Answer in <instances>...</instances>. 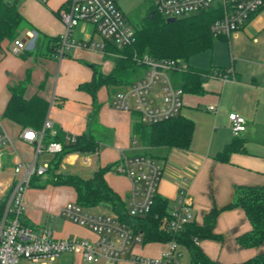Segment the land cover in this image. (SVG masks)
<instances>
[{
  "label": "crops",
  "instance_id": "1",
  "mask_svg": "<svg viewBox=\"0 0 264 264\" xmlns=\"http://www.w3.org/2000/svg\"><path fill=\"white\" fill-rule=\"evenodd\" d=\"M71 4L72 0H22L20 12L31 29L43 37L42 45L31 49V53L16 55L11 52L13 43H5L0 51V121L12 139V144L2 154L0 202L6 199L13 184V167L19 162L32 161L35 155L34 145L20 137L23 128L2 118L10 98L9 88L28 75L30 84L27 96L39 92L50 102L48 118L55 128L67 137L91 133L99 144L95 152L65 155L57 171L61 175L89 179L101 168H112L122 155L148 154L162 160L164 176L157 194L168 200L169 205L177 197L180 178L185 174L192 177L189 191L198 223L214 206L221 208L231 203L237 186L264 185V11L255 15L228 40H215L212 49L190 60L189 64L195 68L222 69L224 73L232 70V73L228 74L231 79L226 81L220 77L207 79L202 85L204 92L201 94L184 93L180 115L194 122V133L190 148L181 150L144 145L135 131L140 121L137 113L116 110V96L106 87L98 92L100 108L93 116L92 97L78 90V86L92 79L93 66L103 74H110L116 56L92 48H66L61 54L63 44L57 47L58 43L49 42V39L59 40L65 36L67 28L61 17L70 10ZM26 33L20 37L23 38ZM98 36L101 38L93 25L80 22L68 41L102 44L103 39L98 40ZM240 46H243L242 52ZM57 49L58 53H55ZM43 83L44 87L39 89ZM162 88L159 82L151 90V100L155 106L162 103ZM210 107L215 110L211 111ZM232 112L247 120V128L240 135L246 141L247 152L233 154L228 163H221L215 160V156L234 139L228 123V115ZM254 132L260 133L257 139L253 138ZM53 157L52 154L51 160ZM48 177L46 174L27 191L24 222L49 229L56 239L97 240L98 236L93 231L60 214L66 204L77 203L75 189L66 185L44 184L43 180ZM105 178L110 187L127 202L131 191L130 180L111 170ZM224 219L229 221V228L223 232L219 224ZM249 230L250 223L241 208L227 210L220 214L215 226V232L223 236V241L203 240L198 246L211 260L220 264H242L264 252V245L256 249L238 246L237 236ZM164 249L165 244L137 243L121 256L118 264H132L131 257L134 255L157 258ZM180 249L181 264H191L189 252L185 248ZM64 255L51 264H81V260L84 261L80 256L71 254V258H66ZM20 264L35 263L24 259Z\"/></svg>",
  "mask_w": 264,
  "mask_h": 264
},
{
  "label": "built area",
  "instance_id": "2",
  "mask_svg": "<svg viewBox=\"0 0 264 264\" xmlns=\"http://www.w3.org/2000/svg\"><path fill=\"white\" fill-rule=\"evenodd\" d=\"M153 10L166 18H184L202 11L219 10L221 17L211 25L214 36L229 38L233 33L243 29L247 23L264 7V0H152ZM62 21L67 31L63 37V49L92 48L103 51L105 42L110 41L118 48L131 45L135 39V29L127 24L126 18L116 0H72L69 11L62 14ZM84 22L94 26L103 39L102 44L77 43L68 41L73 29ZM39 33L31 30L26 36L13 42L11 52L20 55L24 51L34 49ZM137 61L147 67L139 81L130 86L126 93H117L114 108L126 113H137L145 124L159 123L180 115L183 106L184 91L174 86L170 72L186 69L185 63L178 60H154L148 55ZM264 65V60H263ZM214 73L224 81L231 79L228 74ZM232 75V74H231ZM161 82L163 98L159 106L151 100V90ZM264 87V82H263ZM214 111V107H210ZM229 128L234 137H239L247 128V120L232 112L228 115ZM46 131L55 133V126L48 118L41 130L24 128L20 137L34 145L35 155L30 162H19L13 167L14 181L6 197V206L0 218V264H19L21 260H29L35 264H51L63 254L80 256L85 262L97 264H118L121 256L137 243L141 236L135 235L131 228L118 221L114 214L98 215L85 209L78 203L66 204L61 208V216L93 231L98 239H56L47 228L26 224L23 220L27 191L47 174L49 164H40L39 158L44 153L57 155L62 153L63 145L59 142L46 143ZM75 137H67L73 142ZM12 144V139L0 121V169L4 149ZM114 174L127 177L131 182V191L127 199L130 216L147 215L158 195V187L164 176L163 165L148 154L133 156L122 155L111 168ZM192 177L183 175L179 180L177 197L169 206V216L164 218L161 228L177 235L185 227L195 221L194 203L190 195ZM182 251L176 240L165 244V249L157 258L134 255L132 264H181Z\"/></svg>",
  "mask_w": 264,
  "mask_h": 264
},
{
  "label": "trees",
  "instance_id": "3",
  "mask_svg": "<svg viewBox=\"0 0 264 264\" xmlns=\"http://www.w3.org/2000/svg\"><path fill=\"white\" fill-rule=\"evenodd\" d=\"M22 0H0V51L5 43L11 44L24 32L31 31L29 23L20 12ZM264 11V7L262 8ZM58 13V12H57ZM221 17L220 11L208 10L178 18L168 23L167 18L152 9L135 29L134 42L124 48H118L110 41L105 42V53L116 56L114 68L110 74L93 66V77L90 81L78 86V90L88 93L93 100L95 116L100 108L97 95L102 87L132 86L143 78L147 67L137 59L144 55L154 60L174 59L185 63L186 69H176L170 72L175 87L184 93L201 94L204 92L203 83L213 77L214 73L225 74L224 70H202L192 67L190 60L213 47L215 40H228L225 36H214L211 25ZM43 37L39 34L34 48L42 45ZM63 39H49L50 43L62 45ZM24 51V54L31 53ZM58 53V49L55 51ZM30 75L23 81L9 88L10 98L2 115L3 119L24 128L41 130L50 110V102L39 92L27 96ZM44 87V83L39 89ZM136 116L140 119L139 114ZM144 145L151 147H166L169 149L188 150L194 133V122L178 115L169 120L154 124L139 121L135 127ZM46 143L59 142L63 151L54 155L47 170L48 178L44 184L66 185L75 189L77 203L88 210L103 205L110 206V212L118 221L127 224L135 235L141 236L143 244H166L176 240L180 248H185L191 258V264H220L211 260L198 246L199 241H223V236L215 232L216 222L220 214L234 208H241L250 223V230L237 236L238 246L245 249H256L264 245V185H239L235 188L234 199L221 208L214 206L201 223L196 220L189 223L177 235H173L161 228L162 220L169 216V202L157 195L151 211L143 217L130 216L127 203L110 187L105 175L111 168H101L89 179H82L76 175H61L57 171L63 157L75 152H95L99 144L91 133H84L75 137L73 142L67 141V136L55 128V133L46 131ZM246 141L239 137L225 146L215 156V160L228 163L233 154L246 153ZM36 182L41 180L36 179ZM6 200L0 202V218L5 210ZM242 264H264V252L247 259Z\"/></svg>",
  "mask_w": 264,
  "mask_h": 264
},
{
  "label": "rangeland",
  "instance_id": "4",
  "mask_svg": "<svg viewBox=\"0 0 264 264\" xmlns=\"http://www.w3.org/2000/svg\"><path fill=\"white\" fill-rule=\"evenodd\" d=\"M116 2L118 4L119 8L121 9V11L123 12V14L126 18L127 24L130 27H132L133 29H136L140 26L142 20L147 16L149 10L152 9V7H153V1L152 0H116ZM237 32H235V33H237ZM97 38H98V40H102L99 36ZM239 49H240V52H242L243 46L242 47L240 46ZM152 92H151V95H152ZM258 134H260V133L258 132ZM258 134H257V132H254L253 138L257 139L256 137L258 136ZM51 158H52V154L45 153L40 157V163L41 164L48 163V162H50ZM157 160L162 164L161 159H157ZM45 177H46V175H45ZM91 212L94 214H110L111 213L109 210L102 208V207H97L96 209H93ZM228 228H229V221L227 219H224L219 224V229L224 232V231H227ZM199 243H200V241L198 242V244ZM71 256H72L71 254L67 253L63 257H66V258L70 257L71 258ZM81 264H90V263H87V262L81 260Z\"/></svg>",
  "mask_w": 264,
  "mask_h": 264
},
{
  "label": "water",
  "instance_id": "5",
  "mask_svg": "<svg viewBox=\"0 0 264 264\" xmlns=\"http://www.w3.org/2000/svg\"><path fill=\"white\" fill-rule=\"evenodd\" d=\"M166 21H167L168 23H172V22H175L176 19H175V18H167ZM127 90H128L127 87H114V88L111 89V94H112L113 96H116L117 93H119V92H120V93H126ZM102 207L105 208V209H107V210H110V206H108V205H103Z\"/></svg>",
  "mask_w": 264,
  "mask_h": 264
}]
</instances>
